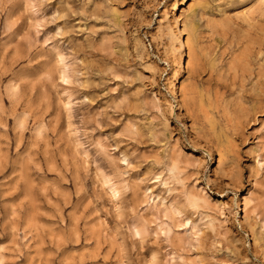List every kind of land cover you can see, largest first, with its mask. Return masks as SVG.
I'll use <instances>...</instances> for the list:
<instances>
[{
  "label": "rangeland",
  "instance_id": "374dc122",
  "mask_svg": "<svg viewBox=\"0 0 264 264\" xmlns=\"http://www.w3.org/2000/svg\"><path fill=\"white\" fill-rule=\"evenodd\" d=\"M0 264H264V0H0Z\"/></svg>",
  "mask_w": 264,
  "mask_h": 264
},
{
  "label": "bare ground",
  "instance_id": "6f19581e",
  "mask_svg": "<svg viewBox=\"0 0 264 264\" xmlns=\"http://www.w3.org/2000/svg\"><path fill=\"white\" fill-rule=\"evenodd\" d=\"M62 74H63V73H62ZM63 76H66V75L63 74ZM111 189H112V188H111ZM112 191H114V190H112Z\"/></svg>",
  "mask_w": 264,
  "mask_h": 264
}]
</instances>
